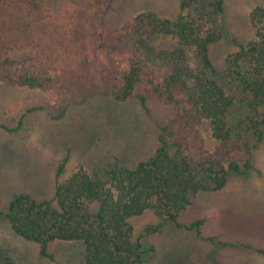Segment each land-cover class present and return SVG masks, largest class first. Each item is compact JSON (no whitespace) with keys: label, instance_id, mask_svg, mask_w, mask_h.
<instances>
[{"label":"trees","instance_id":"obj_1","mask_svg":"<svg viewBox=\"0 0 264 264\" xmlns=\"http://www.w3.org/2000/svg\"><path fill=\"white\" fill-rule=\"evenodd\" d=\"M71 4L0 0V83L44 92L56 121L96 96L135 98L147 114L148 101L157 100L173 106L176 117L159 126L160 146L149 161L129 169L116 158L115 166L95 178L80 170L57 187L53 201L16 195L0 216L18 236L39 244L43 257L53 259L50 242L82 241L87 264H143L144 235L132 241L129 219L154 210L179 229L197 228L201 236L204 221L182 225L178 215L198 193L221 190L231 174L251 169L250 157L239 163L235 154L245 148L250 156L253 138L255 147L264 137V7L251 13L255 40L237 43L223 70L211 60L210 47L221 41L216 27L225 0H183L174 21L143 12L117 31L102 22L92 27L96 51L89 40L87 46L80 43L79 31L91 24L73 18ZM80 8L88 15L104 11ZM159 34L180 45L171 49L166 39L155 42ZM237 108L245 112L233 121ZM250 130L253 136L246 138ZM160 228L148 227L145 235ZM0 264L18 263L0 248Z\"/></svg>","mask_w":264,"mask_h":264},{"label":"rangeland","instance_id":"obj_2","mask_svg":"<svg viewBox=\"0 0 264 264\" xmlns=\"http://www.w3.org/2000/svg\"><path fill=\"white\" fill-rule=\"evenodd\" d=\"M182 1L73 0L70 7L73 18H88L91 28L80 30L78 37L83 46L90 44L89 40L96 51L93 26L103 22L106 30L117 31L143 12L174 21L181 15ZM80 6L104 11L88 15ZM257 7H264V0H225V13L216 27L221 41L210 47L217 68H226L227 59L238 50L237 43L255 40L251 13ZM165 39L171 49L180 45L171 36L154 37L155 42ZM148 107L149 114L135 98L117 102L96 96L71 107L65 118L56 121L50 116L44 92L0 83V213L8 210L16 195H29L39 203L53 201L57 187L80 170L95 178L116 164V158L120 166L129 169L149 161L160 146L159 126L173 123L176 110L157 100L148 101ZM244 112L237 108L233 121ZM234 132L238 135L239 129ZM247 132L246 138H250L254 130ZM255 140L250 156L245 148L235 154L239 163L250 157L251 169L246 174H231L221 190L198 193L178 215L182 225L204 221L201 236L197 228L179 229L154 210L128 220L132 241L144 235L143 264H264V137L254 147ZM53 207H57L55 203ZM158 225L159 232L145 235L148 227ZM210 238L215 241L207 240ZM221 243L231 246L222 247ZM0 248L18 264H87L82 241L50 242L47 251L53 259L43 257L40 245L18 236L5 215L0 216Z\"/></svg>","mask_w":264,"mask_h":264}]
</instances>
